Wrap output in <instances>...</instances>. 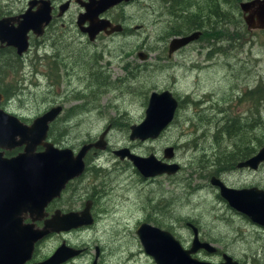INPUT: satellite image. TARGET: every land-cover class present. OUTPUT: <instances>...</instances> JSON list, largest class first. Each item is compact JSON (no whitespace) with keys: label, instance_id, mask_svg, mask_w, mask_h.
<instances>
[{"label":"rangeland","instance_id":"obj_1","mask_svg":"<svg viewBox=\"0 0 264 264\" xmlns=\"http://www.w3.org/2000/svg\"><path fill=\"white\" fill-rule=\"evenodd\" d=\"M19 3L20 0H6V4L12 7H19ZM128 11L133 15L129 25L141 19L146 23L138 30L139 35L137 32L128 38L98 40L96 48L105 54V60L112 62L110 67H105V62L100 61L97 70L94 67L89 76L83 67L80 70L67 67L66 73L69 76L74 74L75 79H69L70 82L65 80L69 84L65 90H61L66 97L77 95L80 99L67 101L66 106L77 103L75 105L81 107L71 117L62 114L54 123V128L66 130L64 136L55 137L59 139L56 144L77 149L86 141L98 139L100 132L109 127L106 135L109 148L127 147L137 155L152 153L163 160L164 147L173 146L172 161L178 163L180 169L173 175L144 178L129 159L120 160L118 168L113 170L112 163L118 158L108 154V151L106 155L95 158L96 161L91 159L88 167L96 165L102 169L98 171V176L91 175L87 169L77 184L80 191L73 204L78 207L84 203L90 192L89 186L103 188L94 208L96 226L43 240L36 251V258L51 255L58 244L65 240L67 244L88 245L86 254L68 264H91L96 246H101L97 264H155L153 258L144 252L136 228L141 222L154 224L153 220L157 219L162 225H156L169 230L185 247H189L192 240V232L185 222L191 221L198 227L200 237L220 251L248 264H264V227L252 222L220 198L216 189L209 184V176L206 177L201 168L219 169L222 165L211 164L217 156L229 151L227 149L253 146L254 137L264 134V32L251 33L245 26L244 30L240 26L241 31L236 29L233 38L223 34L224 40L219 43L223 52L214 56L198 53L194 45L167 58L166 52L158 56L159 50L155 49L158 42L163 44L166 41L165 38L160 41L158 38L164 29L178 21L174 17L178 10L175 8L168 12L164 7L165 13L155 25L149 21L155 17L148 19L138 7H130ZM229 29L232 32L234 27ZM143 36L146 37V47L142 51L147 53V58L141 60L130 56L126 63H145L146 68L144 71L131 69L126 73L119 66L121 57L125 58L120 51L131 49L134 54ZM84 45L83 42V46H71L80 50L85 48ZM32 53H29L23 66L13 62L11 67L16 69L5 68L6 81L11 84L14 93L6 107L27 118L41 114L48 101L56 102L65 97L54 93L47 96L42 60ZM205 59L212 62L208 67ZM8 63L11 64V61ZM107 70L109 84L106 83ZM126 77L124 81H117V78ZM259 86L263 88L257 94L256 87ZM165 87L180 101L172 123L157 138L130 140L129 126L143 119L148 94ZM216 106L223 110L220 114H216ZM212 113L222 117L226 113L242 119L241 122L252 123V119H256L260 123L252 125V130L246 134L243 131L247 129L243 128L234 140L223 136L218 143L213 135L217 133L218 125L227 120L215 121ZM235 141L237 148L233 144ZM225 168L229 171L219 173L218 177L226 185L238 188L253 184L264 189V165L254 173L249 168L232 169L231 163ZM197 255L212 262L220 260L216 253L202 252Z\"/></svg>","mask_w":264,"mask_h":264},{"label":"water","instance_id":"obj_2","mask_svg":"<svg viewBox=\"0 0 264 264\" xmlns=\"http://www.w3.org/2000/svg\"><path fill=\"white\" fill-rule=\"evenodd\" d=\"M119 1L121 0H91L89 12L94 7V13L98 15ZM240 8L244 14L246 13L244 18L248 27L252 26V16H256L264 27V0L241 2ZM94 13L93 21L87 29L91 39L101 30L111 33L120 28L119 25H111L107 20L98 19ZM49 17L47 8L36 14L27 10L15 28L8 25V19H1L0 43L15 46L17 53H22L28 47V31L32 29L40 34ZM94 17L97 20H94ZM108 26L109 30L106 29ZM198 35L199 31H196L190 35L173 37L169 42V53L186 45ZM2 98L0 94V100ZM177 106L178 101L170 90H152L143 119L129 126V139L143 141L157 138L172 123ZM59 111L60 106H54L36 116L30 123H25L17 116L0 109V148L24 145L23 152L10 159L3 158L0 152V264H25L31 256L34 244L41 238L50 233L93 223L88 203L80 212L61 213L56 210L41 228H34L33 224L24 227L21 223V213L25 210H28L32 220L39 219L44 213V207L60 195L66 182L82 173L83 156L88 149L92 146L104 148L106 145L105 135L109 127H106L94 142L84 143L76 155H73L70 149H59L52 142L46 141L49 123ZM37 145H43L44 150L36 152ZM114 153L121 158L127 157L144 178L162 174L172 175L180 168L174 161L158 159L152 153L147 156L137 155L126 147ZM163 153L164 158L172 159L173 147H165ZM263 160L264 145L258 149L255 156L238 162L236 166L256 169ZM210 183L218 187L220 196L230 207L246 214L251 221L264 227L263 189L228 186L216 176L210 178ZM188 225L193 232L189 247H184L169 230L148 222L139 223L136 234L144 252L153 258L155 264H243L227 253L222 254L223 260L219 263L193 256L199 249L213 253L217 248L208 241L200 240L195 225L191 223ZM79 252L62 242L51 255L33 264H63ZM91 264H96V259Z\"/></svg>","mask_w":264,"mask_h":264},{"label":"flooded vegetation","instance_id":"obj_3","mask_svg":"<svg viewBox=\"0 0 264 264\" xmlns=\"http://www.w3.org/2000/svg\"><path fill=\"white\" fill-rule=\"evenodd\" d=\"M245 1H250V0H121L118 3L111 5L110 7H107L105 10H103L97 15V13L96 14L94 13V7H92L89 12V3H91V0H20L19 7H12L11 5L6 4V0H0V20L8 19L9 20L8 25L13 28H15L18 25V22L22 20V14H24L27 10L31 13L36 14V13L43 12L47 8L49 11V15H50L48 22L44 23L42 27V32L40 34L35 33L32 29L28 31L27 33L28 47L22 53L18 54L15 46L6 45L5 43H0V55L3 56L2 58H0V61L4 63L5 68L10 67L11 69H16L17 67H14V68L11 67L13 65V62L15 65L21 64V66H23L30 52L33 51L32 55H36L40 57V59L42 60V64L44 66L42 77L44 79V87L47 90L46 91L47 96H49L51 93H54L56 95H65V97H61L60 101H56V102L48 101L46 104L47 105L46 108L42 112L44 113L45 111L49 110L50 108L54 106H60L59 113L49 123L47 136L45 140L52 142L54 146L59 149H63V148L70 149L73 152V155H76V153L80 150L81 146L84 143L94 142L95 140L86 141L82 143L80 146H78L77 149L73 146H60L56 144V142L59 140L57 138L64 136L66 134V130L54 128V123L57 121V119H60L62 114L65 115V117H71V115L75 114L74 111L77 110L79 107H81V106L78 107L77 105H75L77 103L70 104L68 107L66 106L67 101H70V100L75 101V100L80 99V97L77 95L73 96L72 98L66 97V94L63 93V91L61 90V89L65 90V86L69 84L70 82L69 79L73 80L74 78L73 77L74 74H72V76H69L66 73L67 67L68 69H74L75 67L76 69L78 68L79 70L83 67L87 71L88 76L90 75V73H92V70L94 67H95V70H97L98 64L101 63L100 61L105 62L103 64L105 67H110L112 65V62L109 59L105 60V54H101V52H99V49L96 48L98 40L115 39V38H121V37L128 38L130 36L135 35L138 32V30H141L143 27V24L146 23L145 20L141 19L138 23L129 25L128 22L129 20H131L133 15L128 11V8L133 7V6L138 7L141 10L140 13L141 14L144 13V15L148 17V19L149 17L154 16L155 19L153 20L149 19V21L153 23L154 25L157 20H160L163 17V14L165 13L163 11L164 7L168 9V12H171L175 8L178 10V12L175 13L174 15V17L178 21L170 24V26H167V28L164 29V33H162L161 36L158 37L159 41L164 38L166 39V41L163 44L161 42L160 43L158 42L157 44V48L155 50H159V52L157 53L158 56H160L161 53L166 52L167 58L168 57L171 58L177 55L178 53H180L181 51H184L185 49L193 47L195 45V50L198 51V53L206 55L207 57H211L217 54L218 52H221V51L223 52L222 46L219 43L222 40H224L223 32H224L226 22L229 24H237V25H239L242 22L241 25H244L246 30L251 33L252 32H257V33L264 32V27L262 23H259L256 16H252L253 17L252 26L251 27L247 26L245 18H244L246 13L244 14L240 8V3L245 2ZM91 11L95 15H97L98 19L107 20L109 21L111 25H119L120 28L111 33H107L105 30H101L97 34H95L93 39H91L89 36V32L87 31L88 27L90 26L91 21H93V13H91ZM97 18L94 17V20H97ZM106 29L109 30L110 26H108ZM196 31H199V35L197 36V38L191 40L186 45L169 53L168 46H169L170 40L173 37L190 35ZM137 34L139 35L140 33L138 32ZM145 38L146 37L144 36L142 37V40H141L142 42L139 43L138 45V51H135L134 54H132L131 49H128V50L122 49L120 51L121 53L125 55V58L121 57L122 63L119 64V66L126 73L131 71V69H136L137 71L145 70L146 68L145 63L139 64L138 62H133L132 65L131 64L129 65V63H126L128 62L127 57L129 58L130 56L139 57L141 60H144L147 58L148 56L147 53L142 51L146 47L144 44ZM83 42L85 43L84 45L85 48L77 50V49H74V47H72V46H75V44H78L79 46H83ZM200 43L202 44L200 45ZM90 46H92V48H88ZM86 49H89V50H86ZM39 50H42V52L38 53ZM205 60L208 61V63L206 64V66L208 67L212 62L207 59ZM9 61H11V64L8 63ZM81 63H83V65H81ZM105 74L108 75L106 76V83L109 84L108 70L106 71ZM93 76L94 74L91 76V78H93ZM125 79H127V77L117 78V81H124ZM65 80L69 82H66ZM2 84H3V87L5 88V92L0 91V94L3 97L0 100L1 110L5 111L8 114L17 116L21 121L25 123H30L36 116L42 114V113L37 114L32 118H27L22 115H19L18 113L14 111L8 110L6 105L10 102V100H12V96L14 95V93H13V87L11 86V84L8 83V81H6V74H5V77L3 78ZM262 88H263L262 86L256 87L257 94L259 93V89L261 90ZM164 89H168V88L165 87ZM164 89L155 90V91H161ZM252 93L253 91H251V94ZM172 94L174 97L176 96L173 92ZM148 98H149V94H148ZM148 98H147V101H148ZM175 99L178 101V106H177L178 108L180 101L177 99V97H175ZM254 99L256 100L255 97ZM190 100L194 101L193 99H190ZM252 102L254 103L253 98H252ZM211 106L213 108V104ZM214 109L216 110V114H220L223 111L219 109L218 106L214 107ZM224 112H225V109H224ZM212 114L214 115L215 121L219 120L218 122L220 121L223 122L225 120L229 121L230 119H232V117H230L228 114L226 115V113L223 115V117L216 116L215 113H212ZM217 117L218 119H216ZM252 120L254 121L256 119H252ZM106 135H105V140H106ZM15 139L17 140V136L15 137ZM254 141H255V144L253 146H249L251 149L249 150V155H245L241 160H238L234 164L235 168L248 169V167L239 168L236 166V164L240 161L251 158L253 155H255L258 152V149H260L264 145V142L262 146L257 145V137H254ZM23 148H24V145H20V146L14 145L11 148H0V152H2L3 158L10 159L12 157L17 156L19 153H22ZM121 148L123 147L114 146L113 148L112 147L109 148L107 145V140H106V145L104 148H98V147L92 146L90 149H88V151L83 156L84 169L82 173H80L77 176L72 177L66 182L64 188L60 192V195L54 198L53 200H51L44 207V213L43 215H41L39 219L32 220L31 215L29 214L28 210H25L21 213V218H22L21 223L24 227L30 224H33L34 228H41L44 225V222L48 220L56 210H59L61 213L80 212L85 208L86 204L88 203L89 212L93 220V223L90 225H85V226H81L78 228H72L66 231H60L58 233H55V232L50 233L49 235L41 238L34 244L32 252H31V256L25 262V264H33L49 256L48 255L42 258H36V251L38 249V246L41 244L43 240L50 238L52 236L61 237L62 235H69L72 233L81 232L89 228L92 229L96 226L97 215L94 212V208L96 207V204L99 202L101 198L100 196L102 195V191L100 190H103V188H101L100 186L97 187V185L89 186L88 192L89 191L90 192L87 195L88 198L84 201V203H81V205L79 204L78 207H75L73 203L77 200L78 198L77 196H79V191H80V187L77 184L83 179L84 175L87 173L86 172L87 169L90 170L91 175H94V176L99 175L98 171L99 170L101 171L102 168L96 165L92 167H88V163L91 161V159L96 161L95 158H100L106 155L107 151H108V154H110L111 156L118 158V161H115L112 163L113 170L117 169L119 166V161L121 160V162H123L125 159H127V157L121 158L114 153V151L121 149ZM43 150H44L43 145H37L35 149L36 152H41ZM173 150H174V147H173ZM172 159L163 158V160L167 162L172 161ZM94 161L92 162L94 163ZM263 165H264V161L261 162L258 165V167H262ZM225 167L226 165H222L219 168L220 173L229 171ZM258 167L256 169L249 168V170L254 173L256 172ZM206 170L210 172L211 169L206 168ZM107 172H108V169L105 173ZM105 173L104 175H107ZM162 175H167V174H162ZM212 176L218 177V174L209 175V180H208L209 184L213 188H215L216 191L218 192V187L210 183V178ZM249 187L260 188L253 184H250L248 186H239L238 188H249ZM218 195L220 198H222L219 192H218ZM222 199L225 200L224 198ZM153 211L158 213V211H156L154 208H153ZM244 215L248 217L246 214ZM188 223H191L193 225H195V223L191 221L185 222L186 226L192 232V229L188 225ZM155 226L157 225L155 224ZM199 233L200 231L198 229L199 238L200 240H203L200 237ZM192 237H193V232H192ZM62 242L66 243L65 240H62L61 243ZM61 243H59L58 246ZM66 245L73 247L79 250L80 252L78 253V255L69 259L63 264H68L69 262H73L77 257H80L81 255L86 254L88 252L87 251L88 245H86V243H84V245L66 243ZM100 249H101V246L99 247L96 246V251L92 259V262L94 259H96V264H97V260L99 261V258H100V254H99ZM202 252H205L206 254H215V253L218 254L220 257V260L214 263L221 262L223 260L222 254L226 253L224 251L223 252L220 251L219 249H216V251L213 253H209L205 251L204 249H199L196 253L193 254V256L200 259L197 253H202ZM202 260H205V259H202ZM205 261H209V260H205ZM237 261L243 264H248L246 261H240V260H237Z\"/></svg>","mask_w":264,"mask_h":264},{"label":"trees","instance_id":"obj_4","mask_svg":"<svg viewBox=\"0 0 264 264\" xmlns=\"http://www.w3.org/2000/svg\"><path fill=\"white\" fill-rule=\"evenodd\" d=\"M242 22L237 25V24H229V23H225V28H224V35H227L228 38H233L236 34V29L241 31V27L244 30V25H241ZM230 27H234V29L232 30V32L230 31ZM240 27V28H239ZM226 37V36H225ZM226 39V38H225ZM3 56L0 55V58H2ZM5 65L3 62L0 61V91L5 92V88L2 86V82H3V78L5 77ZM7 90V89H6ZM8 91V90H7ZM260 89H259V93H260ZM9 92V91H8ZM242 119H237L236 117H232V119H230L229 121H225L224 124L221 123V125H218L217 128V133L213 135L214 140L216 139V141L219 143L222 140V137L225 136L229 139H236L238 136V133L240 134L242 132L243 128H246L247 130H244L243 132H245V134L247 132H250L252 130V125H257L260 123V120H254L252 123L250 121H245V122H241ZM255 123V124H253ZM264 134L262 135V137H257V145L258 146H262L263 142H264ZM232 144V143H231ZM234 147L237 148L236 144L237 142H233ZM248 146V145H247ZM239 146L238 149H227L229 151H224L222 153V155L217 156L214 160L213 163H211L212 165L214 164L215 166L218 164L219 165H227L228 163H231V166L234 168V164L238 161L241 160L245 155H249V150L250 147L248 146ZM224 163V164H223ZM201 168H203L204 170V174L207 176L212 175V174H218L220 173L218 168H213L210 170V172L206 171L205 166H201ZM153 222L157 225H162L160 223L159 220L154 219Z\"/></svg>","mask_w":264,"mask_h":264},{"label":"bare ground","instance_id":"obj_5","mask_svg":"<svg viewBox=\"0 0 264 264\" xmlns=\"http://www.w3.org/2000/svg\"><path fill=\"white\" fill-rule=\"evenodd\" d=\"M256 154H257V153H256ZM256 154H255V155H256ZM255 155H253V156H255ZM253 156H252V157H253ZM263 161H264V160H263ZM263 161H262V162H263ZM222 169H223V168H222Z\"/></svg>","mask_w":264,"mask_h":264}]
</instances>
